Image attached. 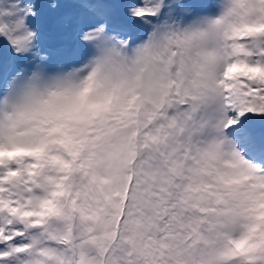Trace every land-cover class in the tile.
Segmentation results:
<instances>
[{"label": "snow or ice", "instance_id": "6c2138e0", "mask_svg": "<svg viewBox=\"0 0 264 264\" xmlns=\"http://www.w3.org/2000/svg\"><path fill=\"white\" fill-rule=\"evenodd\" d=\"M3 44L0 264H264V0H0Z\"/></svg>", "mask_w": 264, "mask_h": 264}, {"label": "rangeland", "instance_id": "374dc122", "mask_svg": "<svg viewBox=\"0 0 264 264\" xmlns=\"http://www.w3.org/2000/svg\"><path fill=\"white\" fill-rule=\"evenodd\" d=\"M78 6L73 3H62L56 10L49 8L45 2L37 4V17L34 21L35 26L39 28L41 44L43 46L65 48V55L71 56L75 48V39L71 27H65V19L74 17ZM10 51L6 44L0 47V57L5 64L10 59Z\"/></svg>", "mask_w": 264, "mask_h": 264}]
</instances>
